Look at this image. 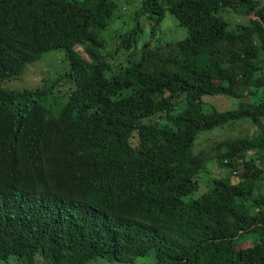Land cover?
Here are the masks:
<instances>
[{"label": "trees", "instance_id": "1", "mask_svg": "<svg viewBox=\"0 0 264 264\" xmlns=\"http://www.w3.org/2000/svg\"><path fill=\"white\" fill-rule=\"evenodd\" d=\"M262 4L140 0L118 22L122 0H0V261L264 264ZM52 51L55 77L3 86ZM244 121L259 132L195 151Z\"/></svg>", "mask_w": 264, "mask_h": 264}, {"label": "rangeland", "instance_id": "2", "mask_svg": "<svg viewBox=\"0 0 264 264\" xmlns=\"http://www.w3.org/2000/svg\"><path fill=\"white\" fill-rule=\"evenodd\" d=\"M140 0H122L123 4V14H121V18L118 22H121L122 19L124 21L130 22V16L132 12H135ZM164 28L167 31V39L168 41L175 42L177 40L183 39L186 36L185 29L181 28L177 24V20L175 17L169 13L166 14V19L164 23ZM114 27L111 28L110 34H115V37L110 38V44L108 45L107 51H111L114 49L113 42L117 40L118 31ZM122 30V29H121ZM78 51L83 52V50L79 47L77 48ZM59 53V54H58ZM58 54V56L53 59V55ZM64 57L63 52L59 51H52L45 55L43 58H46L42 62H36L35 64L29 65L27 70L24 74L19 78L7 80L3 83V86L6 89L13 90L16 92L24 91L25 89H34L42 84L44 78H52L55 77L56 72L60 69L61 66V58ZM83 56L88 58L85 53ZM65 88V86L63 87ZM204 101L207 104V108L210 110L213 107L218 111H227L232 110L238 107L239 100L227 97L224 95H216V96H205ZM259 132V129L254 126L249 121L240 122L232 127H224V128H217L213 131L204 132L199 135V139L196 142L195 151L199 152L205 149H211L218 141L223 140L227 137H237L240 135H253ZM225 174L224 169L220 168L215 161H211L208 165L207 172L202 174L199 178L200 181V191L197 194H201L202 192L208 189V182L216 176H220ZM195 195L197 197L198 195ZM252 246V241L247 240L243 247H250ZM149 258H142L138 259L137 263L147 264ZM0 264H24L20 259L13 257L7 262L0 261ZM91 264H122L117 262H108L105 259H97L93 260Z\"/></svg>", "mask_w": 264, "mask_h": 264}, {"label": "water", "instance_id": "3", "mask_svg": "<svg viewBox=\"0 0 264 264\" xmlns=\"http://www.w3.org/2000/svg\"><path fill=\"white\" fill-rule=\"evenodd\" d=\"M263 5H264V4H262L261 6H263ZM261 6H260V7H261Z\"/></svg>", "mask_w": 264, "mask_h": 264}]
</instances>
